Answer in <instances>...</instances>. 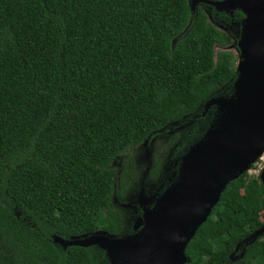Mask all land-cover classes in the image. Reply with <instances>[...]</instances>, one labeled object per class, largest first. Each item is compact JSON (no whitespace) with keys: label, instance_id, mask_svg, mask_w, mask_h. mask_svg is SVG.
Masks as SVG:
<instances>
[{"label":"trees","instance_id":"16d2710c","mask_svg":"<svg viewBox=\"0 0 264 264\" xmlns=\"http://www.w3.org/2000/svg\"><path fill=\"white\" fill-rule=\"evenodd\" d=\"M204 6L0 0V264H110L96 245L65 248L54 239L122 236L114 197L135 185L133 150L189 121L237 79L238 56L216 50L235 34ZM245 175L199 227L186 264H264V234L245 242L264 225V187L260 175Z\"/></svg>","mask_w":264,"mask_h":264},{"label":"water","instance_id":"95a60500","mask_svg":"<svg viewBox=\"0 0 264 264\" xmlns=\"http://www.w3.org/2000/svg\"><path fill=\"white\" fill-rule=\"evenodd\" d=\"M194 11L201 3L220 12L241 10L245 17L238 46L234 94L212 97L206 109L221 110L205 136L183 157L176 182L153 208L143 207V228L116 236L108 231L74 235L54 241L63 247L96 245L112 264H186V248L199 227L220 202L228 184L243 175L264 154V0H190ZM264 187V169L260 173ZM264 234V225L246 239Z\"/></svg>","mask_w":264,"mask_h":264},{"label":"rangeland","instance_id":"374dc122","mask_svg":"<svg viewBox=\"0 0 264 264\" xmlns=\"http://www.w3.org/2000/svg\"><path fill=\"white\" fill-rule=\"evenodd\" d=\"M204 7L213 23L228 34H235L231 45H217L216 50H228L235 53L238 56L239 66L241 50L238 43L241 38L243 19L236 18L232 12H226L227 15L224 19H221L219 15L214 13L213 9H216L214 6ZM234 86L235 81L220 90L214 97H231L235 92ZM207 102L198 109L189 121L183 120V122L173 123L168 126V129H164L158 134L156 133L152 138L133 150V155H135L136 159L137 179L133 189L125 197L119 198L120 205L117 204L124 212L125 232L122 236L138 233L143 228L144 211L139 209L138 203L146 208L155 206L156 200L178 179L183 164V157L194 144L205 136L207 130L219 117L221 113L219 107L212 105L216 109H209L212 106L206 109ZM199 133L201 135L197 137ZM160 154H163V158L157 174L154 175L151 169L156 157ZM262 163L263 160H260L255 167H250L246 170L245 176L260 175L259 166ZM115 166L118 167L119 163L115 162ZM262 220H264V213L262 214ZM241 245L242 243L239 244L236 251L232 254L231 258L233 261L243 255V251H240ZM110 264L112 263L110 262Z\"/></svg>","mask_w":264,"mask_h":264},{"label":"flooded vegetation","instance_id":"af4514ba","mask_svg":"<svg viewBox=\"0 0 264 264\" xmlns=\"http://www.w3.org/2000/svg\"><path fill=\"white\" fill-rule=\"evenodd\" d=\"M212 6V5H211ZM218 11V10H217ZM223 12H225V11H223ZM128 192H130V191H128ZM128 192L125 194V195H123L122 197H118V196H115L114 197V203L117 205V204H119V198H123V197H125L127 194H128ZM120 205V204H119ZM138 206H139V209L140 210H142L143 211V207L138 203Z\"/></svg>","mask_w":264,"mask_h":264},{"label":"built area","instance_id":"2783aa9c","mask_svg":"<svg viewBox=\"0 0 264 264\" xmlns=\"http://www.w3.org/2000/svg\"><path fill=\"white\" fill-rule=\"evenodd\" d=\"M264 155V154H263ZM263 155L258 159V161L255 163V165H257L258 162H260V160H263V163L260 164L259 168H260V173L261 171L264 169V158L262 159Z\"/></svg>","mask_w":264,"mask_h":264}]
</instances>
